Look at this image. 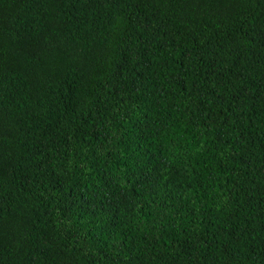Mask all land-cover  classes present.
<instances>
[{
    "label": "trees",
    "instance_id": "16d2710c",
    "mask_svg": "<svg viewBox=\"0 0 264 264\" xmlns=\"http://www.w3.org/2000/svg\"><path fill=\"white\" fill-rule=\"evenodd\" d=\"M0 264H264V0H0Z\"/></svg>",
    "mask_w": 264,
    "mask_h": 264
}]
</instances>
